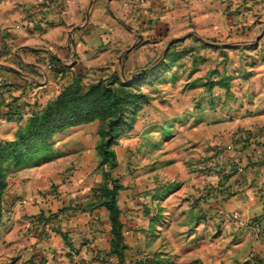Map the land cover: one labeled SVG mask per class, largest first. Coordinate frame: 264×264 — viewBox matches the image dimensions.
Instances as JSON below:
<instances>
[{"label": "rangeland", "instance_id": "rangeland-1", "mask_svg": "<svg viewBox=\"0 0 264 264\" xmlns=\"http://www.w3.org/2000/svg\"><path fill=\"white\" fill-rule=\"evenodd\" d=\"M168 1L175 0H115L114 6L110 5L112 0H104L100 3L104 11L99 20L106 23L124 22V18H121V21L118 19L119 12L116 10L119 9L118 5L124 7L130 3L133 9L148 10L143 25L135 30L137 40L132 46L143 47L136 55V58L140 59L138 65L125 66V61H120V54L116 49L107 52L111 48V37L107 36L106 41L105 38L102 39L98 47L91 51L92 57L88 61H76L73 57L66 61L67 68L71 69L63 73L59 80H54L56 83L46 86L43 92L28 91L26 97L30 101H35V104L24 100L21 102L22 105L25 104L23 105L25 111L30 110L32 105L34 107L31 108L32 111L42 109L73 83L82 94L94 87L101 90L112 87L122 89V83L117 80L121 76L123 81L131 84L134 92L146 97L140 99L141 102L137 105L135 121L145 106H151L150 115H156L153 118L155 120L151 122V130L157 131L158 134H153L151 136L153 138L147 136L145 144L135 149L131 142L119 143V140L113 146L117 156L115 166L110 162L102 163L99 153L100 129L106 127L110 119L119 116L117 109H106L104 115L99 113L93 121L66 125L57 130L52 138L46 141L48 146L45 145L44 149L47 151L43 154L35 156L34 153L28 152L29 150L21 148L0 161V189L4 188L2 214L6 202L5 191L11 174L30 165L42 163L51 156L58 154L65 156L62 163L66 164V157L72 155L74 161L64 173L65 177L62 180L65 182L76 174L79 179L78 185H86L89 189L87 191L91 193L89 196L93 197L105 184L112 188L114 182L120 184L125 176L135 175L136 172L149 175V172L169 165L171 158H166L168 151L174 149V153L180 155L182 144L181 140L176 144H165L163 140L169 135L167 131H171L169 129L171 126L188 120L193 108L203 106L205 123H221L220 140L212 144L206 139L203 143L205 154L199 161L202 165L205 190L200 200L206 199L202 202L203 209L199 210L200 217L204 216V227L198 230L195 224L197 221L195 207L184 203V195L177 194L167 198L168 200H162L158 206L164 224L148 229L146 209L157 210L152 195H144L143 191L134 195L137 203L132 207L125 205L130 199L129 193L125 192L120 200L125 209L126 229L129 231L126 234L128 246L121 248L118 254L110 239L111 231L109 232L106 212L100 205L93 214L84 213L85 210L82 212L69 210L61 215L59 222L55 220L48 223L52 215L61 211L59 208L57 213L48 214L51 208L46 210L53 202L51 197L57 198L60 195L59 186L56 184L42 194L45 199V193L51 196L47 201H43L48 205L45 208L47 212L40 214L44 217L45 224L39 223L41 220L38 218L32 220L35 216L30 214L25 216V224L23 222L19 229L11 232L8 226L6 227L8 221L0 220V264H30L32 258H35V264H42L40 259H44V264H132L138 255L171 247L174 253L171 255L173 258H169L170 261H187L189 258L184 254L190 248L189 243L184 240L191 234L203 233L206 237L210 235L218 237L223 233H229L220 220L232 221L230 218L232 212L228 214L217 212L216 215L207 197L211 192L222 191L223 189L219 190L220 187L231 188L236 185L246 165L258 164L260 168L264 162V142L259 140L264 132L263 128L251 129L244 126L232 131L226 127L236 122L244 123L249 119L251 122L259 120L264 123V33L262 36L255 34L251 40L240 44H232L216 36L202 41L193 33L186 34L188 30H196V19L192 12L185 24L189 10L188 13H179L173 23L165 21L166 18L161 19L160 5L167 4ZM51 3L52 0L33 2L18 0L0 8H4L3 13L11 17L20 9L31 15L34 7L50 6ZM185 4L188 3L178 1L179 9H188L189 6ZM90 17L91 13L88 12L84 20L87 21ZM108 32L111 34L112 31L107 30L104 34ZM127 47L129 48L130 44ZM104 51L108 54L98 56ZM135 106L136 104L128 106L130 113ZM29 117L30 114L26 113L18 116V120L13 122L11 128V130L16 128L12 131L14 138L9 141L16 139L19 128L24 125L25 118ZM128 119L130 120L129 114ZM165 125L168 127L165 128ZM208 127L206 126V131ZM173 131H178V128H174ZM186 153L189 156L188 161L192 162L193 166L195 163L192 161L191 153ZM149 181L147 178L144 184L148 186ZM178 183L181 184V181L178 180ZM166 185L164 178H158V187L164 189ZM34 197L30 195L32 203ZM99 198L101 201L105 200L103 197ZM24 199L27 201V195ZM76 199L80 201L84 198L77 194ZM73 202L76 203L74 200ZM19 203L22 204V198L19 199ZM190 206L192 207L188 208ZM243 220L244 226L233 222L237 229H232L230 233H243L251 228L253 234L264 233L260 220ZM56 225L59 233L64 232L63 236L55 233Z\"/></svg>", "mask_w": 264, "mask_h": 264}, {"label": "crops", "instance_id": "crops-1", "mask_svg": "<svg viewBox=\"0 0 264 264\" xmlns=\"http://www.w3.org/2000/svg\"><path fill=\"white\" fill-rule=\"evenodd\" d=\"M12 1L18 0H0V7H6ZM19 1L22 2L23 0ZM28 1L33 2L35 0ZM103 1L52 0L50 6L34 7L31 15L20 9L13 16L10 15L11 17L3 13L4 8H0V141L14 138L12 131L16 128L13 130L11 128H13V122L18 120L20 114L21 116L25 113L31 115L33 105L28 107L31 111H25L23 106L25 104L22 105L21 103L23 100L27 103L30 101L26 97V93L30 90L34 93L43 92L46 86L56 83L54 80H59L63 73L71 69V67L61 69L58 64L51 62L53 57L64 65H67L66 61L73 57L76 58V61H88L92 57L91 51L98 47L102 39L105 38L106 41V37L109 36L111 37V48L107 52L116 49L119 51L120 61H125V66L133 64L135 67L138 65L140 59L138 60L136 55L143 47L132 46L137 40L135 30L143 25L148 10L133 9L130 3L124 7L118 5L119 9L116 7L119 12L118 19L121 21V18H124V22H121L122 24H114L113 21L106 23L99 20L104 11L100 5ZM178 1L188 3L185 5H188L189 8L179 9ZM115 4V0H112L110 5L114 6ZM161 5V19L166 18L165 21L172 22L179 16V13H188L189 10L187 17H185L187 19L186 24L190 12H192L195 16L194 19H196V30H188L186 34L193 33L202 41L208 37L216 36L226 42L240 44L251 40L255 34L262 36L264 33V0H175ZM88 12L91 13V17L86 21L84 16ZM106 29L112 31L111 34L109 32L104 34ZM146 36L145 38H147ZM128 44L131 48L127 47ZM107 52H101L98 56H104L108 54ZM72 69H74V65ZM127 69H132V67H127ZM69 74L72 73L69 72ZM57 75L58 79H56ZM32 98L34 99V97ZM30 102L35 104V101ZM145 109L139 113L133 129L121 136L119 143L131 142L135 149L145 144L147 136L151 137L153 134H158L157 131L151 130V122L155 120L153 118L156 115H150L151 106H145ZM204 112L203 106L193 108L188 120L179 125L171 126L169 128L171 131H167L169 135L163 140L165 144H176L180 140L182 144L180 155L174 153V149L168 151L166 158H171L169 165L153 170L149 172V175L136 172L135 175L125 176L121 180L123 186L118 194V206L121 210L122 232L127 246L126 234L129 231L126 229L125 209H123L120 200L125 192H128L130 197L125 205L132 207L136 206L137 203L136 194L143 191L144 195H152L157 210L149 211L146 209L149 220L148 229L155 226L161 227L164 224L158 206L161 205L162 200L177 194L184 195V203H189L195 207L197 214L195 224L198 230L204 227V216L200 217L199 210L203 209L202 202L206 199L200 200V196L204 194L205 190L203 172H201L202 165L199 161L205 154L203 148L205 140H209L212 144L218 142L221 129V123H205ZM27 119L25 118L24 123ZM250 122L249 119L244 123L236 122L226 125V127L232 131L244 126L251 127V129L263 128L264 131L263 122L259 120ZM206 126H209L207 131L205 130ZM166 127L168 125H165ZM174 128H178V131H173ZM259 140L264 142V132ZM186 143L187 146L185 147ZM186 152L191 153L192 161L195 163L193 166L192 162L188 161L189 156L186 155ZM176 154L177 156H175ZM64 159L65 156L58 154L47 158L40 164L30 165L28 168L16 170L11 174L5 191L4 213L0 216V220L8 221L6 227L8 226L9 231L15 232L19 229L22 223L25 224L26 222L25 216L30 214L35 216L32 217V220L38 218L41 220L39 223L45 224L46 221L40 214L46 213V210L50 208L51 212L48 214L57 213L59 208L61 211L52 215L48 223L58 221L61 215L69 210H76V212L85 210L84 213L89 214L98 210L99 204L95 202L93 196H89L91 193L87 191L89 190L88 187L84 184L78 185L79 179L76 174L70 176L65 182L62 180L66 170L72 166L74 157L68 155L66 164L62 163ZM239 169L242 170V168ZM147 178L150 180L148 186L144 184ZM158 178H164L165 184L168 185L164 187L163 196L158 194L159 190L163 189L157 186ZM239 179L240 181L231 188L220 187L219 190L223 189L222 191L211 192L207 201L210 202L216 215L217 212L224 214L236 212L242 219L260 220V224L264 227V162L260 168L258 164L256 166L253 164L246 165V169L244 168L242 177ZM178 180L181 181V184L178 183ZM56 184L59 186L60 195L55 198L45 193V199L42 194L46 189L48 190L49 187L51 188ZM77 194L84 199L77 201ZM26 195L27 201L24 199ZM30 195L35 196L34 204L31 202L33 199L30 198ZM50 197L53 202L51 201L52 204L49 202L50 207H47V203L45 204L43 201H47ZM21 198L22 204L19 203ZM70 206L73 208L71 209ZM104 210L108 218L110 232L109 212L105 207ZM220 221H223L222 225L229 233H223L218 237L211 235L206 237L203 233L191 234L184 240L189 243L190 248L184 254L189 258L187 261H170L169 258H173L171 255L174 253L173 247H171L144 253L148 256L138 255L134 258V262L148 258L157 264H264L263 232L261 235L253 234L251 228L243 233H230L232 229H237L235 222L229 219ZM56 226L55 233L63 236L64 232L59 233L58 225ZM61 230L64 229L61 228ZM110 239H112L111 232Z\"/></svg>", "mask_w": 264, "mask_h": 264}, {"label": "trees", "instance_id": "trees-1", "mask_svg": "<svg viewBox=\"0 0 264 264\" xmlns=\"http://www.w3.org/2000/svg\"><path fill=\"white\" fill-rule=\"evenodd\" d=\"M51 62L58 64L61 69L68 67V65L62 64L55 57L52 58ZM137 76H135V79ZM118 78L117 80L122 83V89H114L112 87L111 89L101 90L94 87L82 94L73 83L66 87L45 107L33 110L24 125L19 128L16 139L0 141V161L15 154L21 148L29 150L28 152L34 153L35 156L43 154L47 151L44 149L45 145L48 146L46 141L52 138L57 130L66 125L93 121L98 117L99 113L104 115L106 109H117L119 116L115 119H110L107 126L101 128L99 132L101 138L99 153L102 157V163L110 162L111 165L115 166L117 156L113 146L126 131H130L134 127L137 105L140 104V99L146 98L144 95L134 92L131 89V84L123 81L121 76ZM131 104H136L134 109H132V115L128 107ZM128 114L130 115V120L128 119ZM122 186L121 182L120 184L114 182L112 188L109 184H105L101 187L100 191H96L97 193L94 196L95 202L104 206L109 212L112 244L118 254L121 248L127 247L122 232L121 210L118 206V194ZM3 191L4 188L0 189V216L3 209ZM163 193L164 189L158 192L161 196L164 195ZM99 197H103L105 200L101 201ZM80 208L82 209V207ZM39 261L44 264V259H40ZM30 264H35V258L30 260ZM132 264L157 263L154 260L146 258L136 260Z\"/></svg>", "mask_w": 264, "mask_h": 264}, {"label": "built area", "instance_id": "built-area-1", "mask_svg": "<svg viewBox=\"0 0 264 264\" xmlns=\"http://www.w3.org/2000/svg\"><path fill=\"white\" fill-rule=\"evenodd\" d=\"M230 218L232 219V221H234L239 226H244L245 224V221L240 217L238 213L232 212L230 214Z\"/></svg>", "mask_w": 264, "mask_h": 264}]
</instances>
